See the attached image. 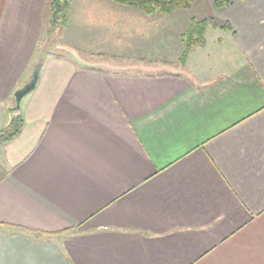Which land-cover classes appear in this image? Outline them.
<instances>
[{"label": "crops", "instance_id": "1", "mask_svg": "<svg viewBox=\"0 0 264 264\" xmlns=\"http://www.w3.org/2000/svg\"><path fill=\"white\" fill-rule=\"evenodd\" d=\"M216 1L71 0L67 53L46 51L0 147V264H264V0ZM48 3L0 0V130ZM211 17L230 29L182 65L191 20Z\"/></svg>", "mask_w": 264, "mask_h": 264}, {"label": "trees", "instance_id": "2", "mask_svg": "<svg viewBox=\"0 0 264 264\" xmlns=\"http://www.w3.org/2000/svg\"><path fill=\"white\" fill-rule=\"evenodd\" d=\"M117 4L139 9L146 15L169 14L179 9H191L196 0H111ZM217 7L228 5L226 0H217ZM71 9V0H49L48 3V36L56 33L59 29H64L68 24L69 13ZM209 27L230 29L229 23L220 24L215 18L197 19L193 18L187 32L182 35V41L185 45L181 56V64L185 65L191 51L196 46H202L206 42V32ZM13 116L9 122L0 130V147L8 144L17 138L23 128L24 119L20 113V108L12 109ZM0 182L5 180L7 173L0 170Z\"/></svg>", "mask_w": 264, "mask_h": 264}, {"label": "water", "instance_id": "3", "mask_svg": "<svg viewBox=\"0 0 264 264\" xmlns=\"http://www.w3.org/2000/svg\"><path fill=\"white\" fill-rule=\"evenodd\" d=\"M45 55H46V51L44 50L43 53L39 57V61L34 66V70H33V73L31 75L29 82L14 92L13 99H14V106L16 108H20L23 98L28 93H30L33 89H35L38 83V80H39L40 69H41Z\"/></svg>", "mask_w": 264, "mask_h": 264}, {"label": "rangeland", "instance_id": "4", "mask_svg": "<svg viewBox=\"0 0 264 264\" xmlns=\"http://www.w3.org/2000/svg\"><path fill=\"white\" fill-rule=\"evenodd\" d=\"M197 1V0H196ZM195 1V2H196ZM194 5V4H193ZM47 30H48V28H47ZM56 33H57V31H56ZM53 34V35H51V36H45V34L43 35L44 36V38H45V41L43 42V44L41 45V47H43L42 48V50H45V51H47V53H56V54H66L67 53V50L66 49H64V48H58V46H57V44H58V41H57V34ZM52 47V48H51ZM41 50V51H42ZM50 51H54V52H50ZM115 63H117V62H115ZM120 63V62H119ZM126 63V62H125ZM122 64H124V63H122ZM129 64H125V66H128ZM112 67V66H111ZM124 67V66H123ZM111 69H113V71H119L120 72V70H118V69H114V68H111ZM169 71H172V72H174V71H176L177 70V68H174V67H172V68H169L168 69ZM159 71H161V70H159Z\"/></svg>", "mask_w": 264, "mask_h": 264}, {"label": "built area", "instance_id": "5", "mask_svg": "<svg viewBox=\"0 0 264 264\" xmlns=\"http://www.w3.org/2000/svg\"><path fill=\"white\" fill-rule=\"evenodd\" d=\"M0 157H1V153H0Z\"/></svg>", "mask_w": 264, "mask_h": 264}]
</instances>
